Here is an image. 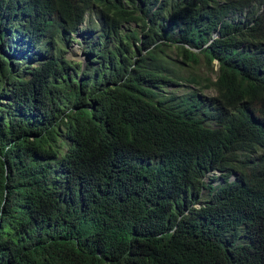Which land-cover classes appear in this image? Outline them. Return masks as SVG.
Here are the masks:
<instances>
[{"label":"trees","instance_id":"1","mask_svg":"<svg viewBox=\"0 0 264 264\" xmlns=\"http://www.w3.org/2000/svg\"><path fill=\"white\" fill-rule=\"evenodd\" d=\"M0 264H264V0H0Z\"/></svg>","mask_w":264,"mask_h":264},{"label":"rangeland","instance_id":"2","mask_svg":"<svg viewBox=\"0 0 264 264\" xmlns=\"http://www.w3.org/2000/svg\"><path fill=\"white\" fill-rule=\"evenodd\" d=\"M97 30V28L95 27V24H90V25H84L82 27V30H81V33L79 35H76L73 39V41L68 45L66 46L65 44L62 46V45H59L58 46V51H64V56L66 59L72 61L73 63H79L82 65L83 69L84 67L86 66V55H85V52H84V47H85V35H86V39L87 40V43L89 42V39L91 37L89 32L92 31V32H95ZM127 30H131V27L127 28ZM82 31L83 32H86L84 35L82 34ZM84 42V43H83ZM14 52V51H13ZM206 73V71H204ZM207 93V96L208 95H214V92H212L211 90L210 91H206ZM219 175V174H217ZM206 183H211V184H214V185H218L220 183V180H217L216 182H214V180H212V178L209 176L207 179H206Z\"/></svg>","mask_w":264,"mask_h":264}]
</instances>
